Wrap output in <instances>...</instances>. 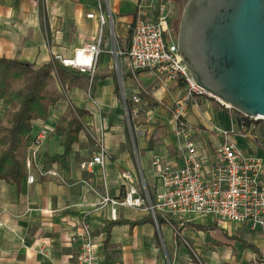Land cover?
<instances>
[{
    "label": "crops",
    "instance_id": "crops-1",
    "mask_svg": "<svg viewBox=\"0 0 264 264\" xmlns=\"http://www.w3.org/2000/svg\"><path fill=\"white\" fill-rule=\"evenodd\" d=\"M98 1L105 12L110 11L113 24L103 26L95 73L108 76L95 84L92 96L88 93V78H79L71 85L67 80L64 94L49 107L48 117L32 120L31 134L44 123L53 129L38 151L37 163L29 169L34 174L32 182L27 181L28 169L19 182L0 179V264H72L76 247L69 239L84 214L95 234L97 264H264V231L239 224H217L204 218H172L176 227L168 222L159 226L152 221L133 227L128 223L115 224L104 243L103 226L112 220V207H116V219L137 220L148 214L144 206L111 203L123 199L129 180L142 195L140 178L151 190L157 185L153 165L156 157L162 164L180 165L171 111L185 93V85L180 81L161 85L150 71L128 75L124 64L120 91L129 100L132 117L137 118L133 146L122 101L115 92V57L109 51L114 41L119 48L127 46L121 47L119 37L134 21L137 0H0V58L37 67L58 54L69 55L74 47L95 41L99 23L86 14L97 11ZM133 95L140 98L138 103L132 101ZM69 106L84 111L80 116L83 128L71 145L69 166L63 167L59 162L47 163L46 158L63 152L61 137L54 128ZM6 109L0 99V119ZM184 116L202 151L210 153L221 140L215 135V128L231 130L233 142L244 152L264 160V150L257 140L264 139V128L248 121L239 123L236 113L216 100L197 97L188 104ZM99 125L105 128L103 142L108 156L103 165L83 169L81 163L97 152L94 136ZM123 174L130 178H123ZM187 222L214 226L200 230ZM237 237L255 245L261 257ZM42 244L44 252L38 249Z\"/></svg>",
    "mask_w": 264,
    "mask_h": 264
},
{
    "label": "built area",
    "instance_id": "built-area-1",
    "mask_svg": "<svg viewBox=\"0 0 264 264\" xmlns=\"http://www.w3.org/2000/svg\"><path fill=\"white\" fill-rule=\"evenodd\" d=\"M169 13L170 7L165 0H137L135 18L129 26L131 35L127 46L119 48L114 41L109 52L114 55L116 66L125 64L131 72L146 69L155 75L161 85L166 86L173 81L184 83L185 93L175 102L171 111L175 125L173 134L181 163L178 166L165 165L156 157L153 160L157 174L154 190L149 192L144 187L143 194L139 195L129 180L123 199L112 200L111 203L135 208L144 205L155 224L158 215L166 222L172 218H204L217 224H239L247 229L264 231V160L253 153L244 152L232 141L231 130L214 129L215 135L221 140L210 153L197 147L192 129L184 116L191 101L197 97L212 98L233 114L235 111L229 104L195 83L172 38ZM86 16L96 18L99 23L95 41L74 47L69 55L58 54L54 58L65 66L88 73L91 81L102 50L103 26H112L113 20L110 11L105 12L99 1L97 11L87 13ZM110 32L115 36L112 30ZM88 93L90 95V87ZM131 99L135 103L140 101L138 95H133ZM240 118L242 124L259 120L258 116ZM52 129L50 124L44 123L35 134H31L32 139L24 158L29 182L34 180V174L29 173V169L37 163L38 151ZM241 129L245 135L243 127ZM104 132V126L99 125L94 136L97 152L91 159L81 163L83 169H91L94 164H104L108 156L103 142ZM252 136L258 138L256 134ZM257 140L264 150V139ZM123 178L129 179L130 176L123 174ZM110 217L116 218V207L110 209ZM74 226L69 239L76 247L72 264H97L95 234L86 215H82ZM38 249L44 252L45 246L42 244ZM191 251L199 260L192 248Z\"/></svg>",
    "mask_w": 264,
    "mask_h": 264
},
{
    "label": "water",
    "instance_id": "water-1",
    "mask_svg": "<svg viewBox=\"0 0 264 264\" xmlns=\"http://www.w3.org/2000/svg\"><path fill=\"white\" fill-rule=\"evenodd\" d=\"M176 46L197 85L264 117V0H187Z\"/></svg>",
    "mask_w": 264,
    "mask_h": 264
},
{
    "label": "trees",
    "instance_id": "trees-1",
    "mask_svg": "<svg viewBox=\"0 0 264 264\" xmlns=\"http://www.w3.org/2000/svg\"><path fill=\"white\" fill-rule=\"evenodd\" d=\"M146 69L129 71L128 75H135ZM108 73H94L90 81V96H92L95 84ZM90 78L85 72L65 66L54 57L40 66L14 59L0 58V99L7 105V109L0 119V179L19 182L26 173L24 158L30 140L32 139V120L48 117L49 107L56 104L61 93L56 88H49V84L55 79L65 86L67 80L71 82L79 78ZM184 86V83H182ZM117 92V88H115ZM83 110L69 106L59 121L56 123L54 132L61 137L60 143L63 152L46 158L47 163L59 162L63 167H68V156L72 143L77 139L78 132L83 128L80 116ZM240 123V115L236 113ZM152 221L150 213L137 220L112 219L105 221L103 230L106 234V243L109 230L115 224L128 223L131 227L136 224ZM166 222L157 215V224L160 226ZM168 223L176 227L177 222L168 219ZM192 227L200 230L212 228L214 224L201 225L187 222ZM176 231V230H175ZM175 236L176 233H175ZM246 247L252 249L260 258L258 248L241 237H237Z\"/></svg>",
    "mask_w": 264,
    "mask_h": 264
},
{
    "label": "rangeland",
    "instance_id": "rangeland-1",
    "mask_svg": "<svg viewBox=\"0 0 264 264\" xmlns=\"http://www.w3.org/2000/svg\"><path fill=\"white\" fill-rule=\"evenodd\" d=\"M175 1L176 0H165V2L167 4H169L170 7V30H171V35L172 38L174 40V42L177 43V34H178V28H179V23H180V19H181V14H182V10L183 7L186 3L187 0H181L180 2V6L179 9H175ZM148 16H151L150 14ZM131 35V31L130 29L127 30V32L123 33L122 36L119 37V42L121 47H124L128 44V40L130 38ZM126 67L124 66V64H118V66H116V68L114 69L118 75V80H117V95L119 97V99L122 101V108H123V112H124V121L125 124L127 126V132L129 134V138L131 140V144H133V146H135V124H137V118H133L131 115V106L129 104V100L126 97V95H124V93H121L120 88L123 85L122 82V76H123V72L126 71L125 69ZM88 79H86L87 81ZM49 88H56L61 95L64 94V88L65 86H63L58 79H55L53 82H51L49 84ZM88 90H89V80H88ZM251 123H253L255 125V127H260V128H264V120L259 119V120H254V121H250ZM141 181V182H140ZM146 183L143 181V179H139V185L141 187V192L143 194V188L146 186L147 190L149 192H151V188H149L148 185H145ZM144 206V205H143ZM147 213L148 210H145ZM167 250V248H166ZM168 252V251H167Z\"/></svg>",
    "mask_w": 264,
    "mask_h": 264
},
{
    "label": "flooded vegetation",
    "instance_id": "flooded-vegetation-1",
    "mask_svg": "<svg viewBox=\"0 0 264 264\" xmlns=\"http://www.w3.org/2000/svg\"><path fill=\"white\" fill-rule=\"evenodd\" d=\"M181 0H176L175 1V9H179V4H180Z\"/></svg>",
    "mask_w": 264,
    "mask_h": 264
}]
</instances>
